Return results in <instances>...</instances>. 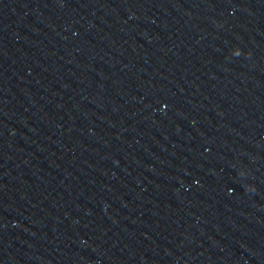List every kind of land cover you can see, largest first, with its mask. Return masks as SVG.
<instances>
[{"label":"water","instance_id":"water-1","mask_svg":"<svg viewBox=\"0 0 264 264\" xmlns=\"http://www.w3.org/2000/svg\"><path fill=\"white\" fill-rule=\"evenodd\" d=\"M0 264H264V0H0Z\"/></svg>","mask_w":264,"mask_h":264}]
</instances>
